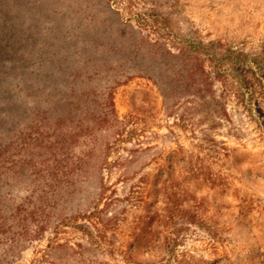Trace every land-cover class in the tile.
<instances>
[{
    "label": "rangeland",
    "instance_id": "1",
    "mask_svg": "<svg viewBox=\"0 0 264 264\" xmlns=\"http://www.w3.org/2000/svg\"><path fill=\"white\" fill-rule=\"evenodd\" d=\"M11 1L17 37L0 27V264H264L255 105L230 96L220 126L204 112L169 117L151 81H116L109 47L131 25L173 53L219 42L255 58L264 0ZM39 51L35 112L12 68ZM72 87L77 107L60 100Z\"/></svg>",
    "mask_w": 264,
    "mask_h": 264
},
{
    "label": "trees",
    "instance_id": "2",
    "mask_svg": "<svg viewBox=\"0 0 264 264\" xmlns=\"http://www.w3.org/2000/svg\"><path fill=\"white\" fill-rule=\"evenodd\" d=\"M11 3V0H0V27L5 37L16 38ZM133 30L131 25H123V28H117V36L109 42L110 53L119 62L118 72L114 75L116 81L133 77L151 81L162 95L163 108L169 117L178 111L192 115L204 112L210 115L211 122L220 126L228 115L227 100L233 96L238 102H244L247 97L255 105L258 116L264 120L260 107V99L264 96V51L252 58L243 52L224 48L219 42H194L173 53L163 43L152 42L148 37L138 38ZM34 46H37L36 43ZM117 54L120 56L117 57ZM32 58L29 61H15L12 73L18 98L24 94L30 96L33 110L38 112L40 102L45 98L41 87L44 57L39 51ZM217 84L222 87L220 92ZM76 93L77 90L72 87L71 95L60 100L77 107ZM110 105L111 113L115 114L113 105ZM189 122L193 128L196 127L195 122ZM34 124L28 138L36 142L40 129L38 122ZM77 228L94 241L95 236L87 227Z\"/></svg>",
    "mask_w": 264,
    "mask_h": 264
}]
</instances>
